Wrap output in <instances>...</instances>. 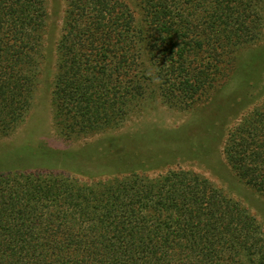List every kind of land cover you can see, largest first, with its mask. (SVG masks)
I'll return each mask as SVG.
<instances>
[{"label": "trees", "instance_id": "1", "mask_svg": "<svg viewBox=\"0 0 264 264\" xmlns=\"http://www.w3.org/2000/svg\"><path fill=\"white\" fill-rule=\"evenodd\" d=\"M260 1L65 0L51 91L57 131L121 127L154 93L181 110L220 97L239 75L238 53L263 38ZM48 3L0 0V138L33 106ZM223 153L264 195V101L227 130ZM29 165L0 173V264H264L263 226L196 172L82 182Z\"/></svg>", "mask_w": 264, "mask_h": 264}, {"label": "rangeland", "instance_id": "2", "mask_svg": "<svg viewBox=\"0 0 264 264\" xmlns=\"http://www.w3.org/2000/svg\"><path fill=\"white\" fill-rule=\"evenodd\" d=\"M260 5L264 12V0ZM48 7L46 58L34 103L26 121L9 136L0 138V173L7 168H27L32 163L82 182H94L132 173L154 178L168 170H190L247 208L264 228V195L233 172L223 153L227 130L264 101V35L261 41L238 53L239 75L212 102L181 110L163 104L154 93L121 127L67 137L54 125L51 100L56 45L66 2L49 0ZM231 98L229 104L219 105ZM37 147L40 152L35 150ZM119 163L122 165L117 166Z\"/></svg>", "mask_w": 264, "mask_h": 264}, {"label": "clouds", "instance_id": "3", "mask_svg": "<svg viewBox=\"0 0 264 264\" xmlns=\"http://www.w3.org/2000/svg\"><path fill=\"white\" fill-rule=\"evenodd\" d=\"M153 82L155 84H160V83H162V80L159 78V76L154 75L153 76Z\"/></svg>", "mask_w": 264, "mask_h": 264}]
</instances>
